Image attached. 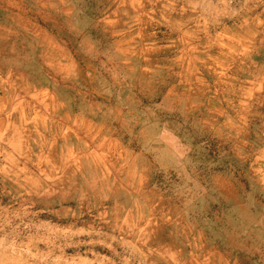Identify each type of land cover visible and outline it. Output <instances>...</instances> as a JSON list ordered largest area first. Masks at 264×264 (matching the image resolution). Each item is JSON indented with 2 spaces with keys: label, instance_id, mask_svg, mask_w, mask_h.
<instances>
[{
  "label": "rangeland",
  "instance_id": "obj_1",
  "mask_svg": "<svg viewBox=\"0 0 264 264\" xmlns=\"http://www.w3.org/2000/svg\"><path fill=\"white\" fill-rule=\"evenodd\" d=\"M0 264H264V0H0Z\"/></svg>",
  "mask_w": 264,
  "mask_h": 264
}]
</instances>
